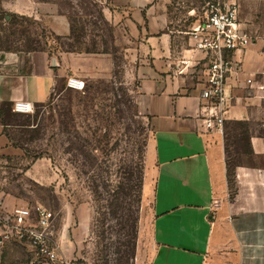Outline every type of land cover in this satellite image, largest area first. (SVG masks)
Returning <instances> with one entry per match:
<instances>
[{
	"label": "crops",
	"instance_id": "1",
	"mask_svg": "<svg viewBox=\"0 0 264 264\" xmlns=\"http://www.w3.org/2000/svg\"><path fill=\"white\" fill-rule=\"evenodd\" d=\"M96 1L123 38L124 49H131L139 59L136 101L151 131L144 173V198L150 199V208L141 221L139 239V248H149L148 264H264L262 42L256 39L234 53L237 70L227 78L230 106L224 130H207L201 118L206 73L200 66L207 54L194 47L196 38L188 33L206 0ZM0 2L13 13H39L56 35L72 33L69 16L55 0ZM78 55L37 51L27 60L15 61L21 62L15 69L0 71L1 161L21 153L8 135L5 109L13 111V103L20 100L34 105L46 101L63 79L74 77L69 60ZM88 56L94 59V54ZM255 88L258 92L253 93ZM238 122L247 123L250 132L247 139L235 137L242 148L243 140L247 142L245 148L235 150L238 158L233 162L229 136L234 132L231 125ZM67 214L61 233L55 235L62 257L75 248L70 236L72 214ZM80 216L79 226L85 229L90 220Z\"/></svg>",
	"mask_w": 264,
	"mask_h": 264
},
{
	"label": "rangeland",
	"instance_id": "2",
	"mask_svg": "<svg viewBox=\"0 0 264 264\" xmlns=\"http://www.w3.org/2000/svg\"><path fill=\"white\" fill-rule=\"evenodd\" d=\"M55 1L72 23L69 37L56 35L39 13H13L0 2V71L15 69L21 64L15 61L27 60L33 52H74L79 55L69 60L70 71L85 82L80 90L68 87L63 79L30 113L5 109L8 135L21 153L0 160V201L8 210L29 202L55 211L56 237L66 213L68 217L71 213L75 248L63 261L148 264L149 248H139V239L141 221L150 208V199L144 198V173L151 131L136 101L139 59L134 51L124 49L123 38L99 2ZM235 2L238 20L247 24L253 41L259 39L264 48V0ZM89 54L94 59L86 58ZM231 126L229 143L234 147L229 150L236 162L235 150L245 148L247 142L243 140L242 148L236 138L247 139L250 131L245 122ZM81 214L90 220L85 229L79 226ZM132 220L135 232L129 236L127 225ZM34 261L20 243L0 250V264H39Z\"/></svg>",
	"mask_w": 264,
	"mask_h": 264
},
{
	"label": "built area",
	"instance_id": "3",
	"mask_svg": "<svg viewBox=\"0 0 264 264\" xmlns=\"http://www.w3.org/2000/svg\"><path fill=\"white\" fill-rule=\"evenodd\" d=\"M238 8L234 0H206L202 15L188 33L196 38L195 48L207 54L200 63L205 71L203 81L201 118L207 130L223 132L224 120L230 106L226 83L236 68V51L248 48L253 35L241 27ZM68 87L83 89L84 81L69 77ZM34 104L25 101L13 103V111L30 113ZM0 201V249L8 242L26 245L36 260L71 264L63 261L60 245L54 234L55 211L42 204H16L9 210ZM63 261V262H62Z\"/></svg>",
	"mask_w": 264,
	"mask_h": 264
},
{
	"label": "trees",
	"instance_id": "4",
	"mask_svg": "<svg viewBox=\"0 0 264 264\" xmlns=\"http://www.w3.org/2000/svg\"><path fill=\"white\" fill-rule=\"evenodd\" d=\"M84 87H85V82H84ZM229 176H233L232 174H229ZM142 181V180H141ZM139 184V187H141V184L140 183H138ZM138 192L140 193V191L138 190ZM130 219V218H129ZM135 225H136V221L135 220H132V222H130V224H128L127 226H128V235L129 236H132L133 234H134V232H135ZM128 253V252H127ZM36 261H39V260H35L34 262H36Z\"/></svg>",
	"mask_w": 264,
	"mask_h": 264
}]
</instances>
